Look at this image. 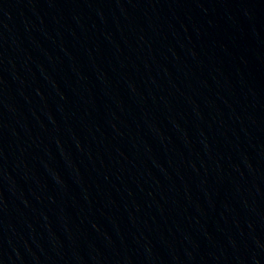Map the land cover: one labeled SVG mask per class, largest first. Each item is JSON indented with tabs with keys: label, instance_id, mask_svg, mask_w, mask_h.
<instances>
[{
	"label": "water",
	"instance_id": "1",
	"mask_svg": "<svg viewBox=\"0 0 264 264\" xmlns=\"http://www.w3.org/2000/svg\"><path fill=\"white\" fill-rule=\"evenodd\" d=\"M0 264H264V0H0Z\"/></svg>",
	"mask_w": 264,
	"mask_h": 264
}]
</instances>
